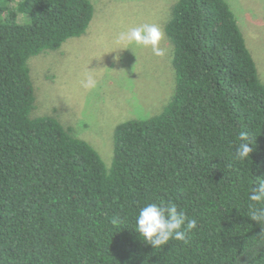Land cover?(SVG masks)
Here are the masks:
<instances>
[{
  "label": "trees",
  "instance_id": "16d2710c",
  "mask_svg": "<svg viewBox=\"0 0 264 264\" xmlns=\"http://www.w3.org/2000/svg\"><path fill=\"white\" fill-rule=\"evenodd\" d=\"M94 15L91 0H0V264H264L248 200L264 178V83L229 3L176 1L175 93L117 127L110 168L57 118L32 117L30 59L83 37ZM241 131L255 142L245 161ZM152 202L196 221L186 242L140 239Z\"/></svg>",
  "mask_w": 264,
  "mask_h": 264
},
{
  "label": "rangeland",
  "instance_id": "374dc122",
  "mask_svg": "<svg viewBox=\"0 0 264 264\" xmlns=\"http://www.w3.org/2000/svg\"><path fill=\"white\" fill-rule=\"evenodd\" d=\"M91 1L95 15L83 37L30 59L36 97L32 117L57 118L73 136L88 142L110 168L117 127L161 114L175 93L174 46L165 28L177 0ZM226 1L238 18L264 83V0ZM13 6L17 8L18 2ZM145 23L162 29V55L133 45L134 54L116 42L120 32ZM86 75L94 77V88L81 86Z\"/></svg>",
  "mask_w": 264,
  "mask_h": 264
},
{
  "label": "clouds",
  "instance_id": "9594fccd",
  "mask_svg": "<svg viewBox=\"0 0 264 264\" xmlns=\"http://www.w3.org/2000/svg\"><path fill=\"white\" fill-rule=\"evenodd\" d=\"M163 38L164 33L157 24L145 23L120 32L116 42L124 45L125 50H132L133 45L141 46L150 48L154 55L159 56L163 54L159 47ZM95 85L96 81L91 75H86L81 81L84 89H92ZM238 141L233 154L234 158L245 161L251 157L255 142L246 131L239 133ZM248 200L251 202L249 204L250 219L261 226V235L264 236V207L258 206L264 204V178H259L257 185L249 193ZM117 222L113 220V223ZM196 227V221L190 220L175 203L152 202L140 207L135 217L134 230L145 244L158 249L168 245L172 240L186 242L187 234Z\"/></svg>",
  "mask_w": 264,
  "mask_h": 264
}]
</instances>
